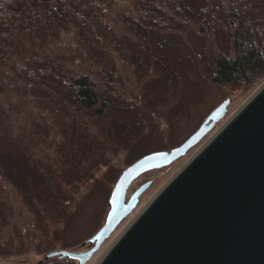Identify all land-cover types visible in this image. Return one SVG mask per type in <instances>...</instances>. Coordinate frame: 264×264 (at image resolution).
Segmentation results:
<instances>
[{"label":"trees","instance_id":"obj_1","mask_svg":"<svg viewBox=\"0 0 264 264\" xmlns=\"http://www.w3.org/2000/svg\"><path fill=\"white\" fill-rule=\"evenodd\" d=\"M181 52L217 86L252 85L264 0H0V237L18 197L57 221L108 150L163 115Z\"/></svg>","mask_w":264,"mask_h":264},{"label":"water","instance_id":"obj_2","mask_svg":"<svg viewBox=\"0 0 264 264\" xmlns=\"http://www.w3.org/2000/svg\"><path fill=\"white\" fill-rule=\"evenodd\" d=\"M221 104L171 151L145 155L123 171L106 223L87 253L45 255L86 262L137 207L148 183L127 199L143 174L169 167L228 112ZM38 264H42L39 262ZM98 264H264V85L171 179Z\"/></svg>","mask_w":264,"mask_h":264},{"label":"rangeland","instance_id":"obj_3","mask_svg":"<svg viewBox=\"0 0 264 264\" xmlns=\"http://www.w3.org/2000/svg\"><path fill=\"white\" fill-rule=\"evenodd\" d=\"M177 56L181 60L184 80L175 92L174 100L168 104L166 110L162 111L163 115L157 117V120L147 119L141 135L136 138L137 141L131 143H135L134 146L131 144L127 146L129 140L126 139L119 151L115 148L108 150L102 163L89 170L88 179L71 189L72 201L68 206L65 205L66 208L59 214L57 221L53 220V214L49 212H45L46 217L37 218L31 205L26 204L20 197L17 198V207L23 210V215L16 217L14 223L0 237V264H38L39 262L79 264L77 260H63L58 257L46 260L45 255L59 251L89 252L94 246L89 241L106 223L110 211L109 201L123 171L147 154L171 151L184 144L200 129L214 110L230 99L231 104L226 117L185 156L169 167L143 174L132 184L127 199L142 186L151 183L140 197L134 211L86 262V264H98L121 234L167 183L264 85L263 76L250 86H217L182 52L177 53ZM207 62L203 61L200 64L203 63L201 66H204ZM205 68L206 66L202 69ZM164 111L165 113L168 111L167 115H164ZM151 127H153L152 132L149 130ZM15 223L19 224L21 229L26 225L28 228L26 231L17 230L14 228ZM38 223L41 226L37 225Z\"/></svg>","mask_w":264,"mask_h":264},{"label":"flooded vegetation","instance_id":"obj_4","mask_svg":"<svg viewBox=\"0 0 264 264\" xmlns=\"http://www.w3.org/2000/svg\"><path fill=\"white\" fill-rule=\"evenodd\" d=\"M93 247V246H92Z\"/></svg>","mask_w":264,"mask_h":264}]
</instances>
